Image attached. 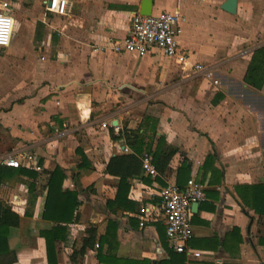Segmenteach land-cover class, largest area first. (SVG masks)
Returning a JSON list of instances; mask_svg holds the SVG:
<instances>
[{"label":"crops","instance_id":"crops-1","mask_svg":"<svg viewBox=\"0 0 264 264\" xmlns=\"http://www.w3.org/2000/svg\"><path fill=\"white\" fill-rule=\"evenodd\" d=\"M37 1L44 21L65 18L53 36L67 50L53 58L48 47L37 50L36 33L27 38L17 30L14 1L12 40L0 47V200L19 222L0 264H48L43 232L55 238L57 264L169 259L158 191L192 176L207 184L209 200L192 207L189 246L203 254L186 260L264 264V213L252 206L259 198L253 185L264 183V85L246 80L254 51L264 46V0H237L235 13L222 8L226 0H152L150 13L185 16L178 41L189 53L186 64L156 48L137 55L108 47L142 13L143 0H71L64 16H45ZM195 62L212 68L220 83ZM147 151L155 177L140 164ZM28 154L40 170L27 164ZM120 155L139 161L138 174L125 182L107 171ZM145 205L154 214L141 226Z\"/></svg>","mask_w":264,"mask_h":264},{"label":"built area","instance_id":"built-area-1","mask_svg":"<svg viewBox=\"0 0 264 264\" xmlns=\"http://www.w3.org/2000/svg\"><path fill=\"white\" fill-rule=\"evenodd\" d=\"M71 0H41L44 15L54 14L67 15ZM17 7L12 0H0V17L10 18L11 23L7 32H3L0 24V47L10 45L16 23L15 12ZM185 16L179 10H161L157 13L143 14L136 12L131 19L127 33L122 38L113 39L108 47L114 51H123L137 55H145L153 49H159L168 57H176L179 62L188 63L189 53L183 48L178 36L182 31ZM109 35L113 36L110 30ZM193 67L196 71L211 79L214 84L220 83L214 70L203 63L195 62ZM55 132L62 134L63 130L55 126ZM4 162L19 167L21 161L14 157L4 158ZM26 162L30 167L40 170V166L33 160L31 154L26 156ZM143 169L151 177H155L158 171L152 163V155L149 152L142 154ZM207 184L194 176L190 177L186 184L179 186L168 184L159 188L158 194L161 201L157 207V214L163 216L168 237V246L171 250L186 254L189 258H200L202 251L189 246V241L194 235L192 223V204L208 201ZM154 214L153 209L145 205L140 209V225H144V219Z\"/></svg>","mask_w":264,"mask_h":264},{"label":"trees","instance_id":"trees-1","mask_svg":"<svg viewBox=\"0 0 264 264\" xmlns=\"http://www.w3.org/2000/svg\"><path fill=\"white\" fill-rule=\"evenodd\" d=\"M246 80L250 84L259 88L264 85V46L259 47L254 51L251 64L248 68ZM174 152H175L174 150H170L168 152L167 160L170 159L171 157L170 155H172ZM140 164L142 166L141 162ZM138 166H139V161L135 156L120 155V156H114L110 159L107 165V171L111 174L120 176L121 182H125L127 176L138 174L136 173L137 172L136 169L138 168ZM59 173L62 172L60 169H57L56 173H54V175L51 177L49 194L52 189V179L57 174H58L57 175V179H58ZM253 187H257V193L259 195V198L254 199L256 201L252 203L253 204L252 206L256 209L257 212L264 213V183L253 185ZM117 199H120V195ZM75 207L76 206H71L69 208L70 209L69 215L65 217L66 220L70 221L72 219L74 212L73 210H75ZM18 222H19V215L15 213L9 206L5 205L2 209L1 220H0V252L2 251L0 254L10 252L9 248L7 247L8 234L10 231V227L12 225H17ZM58 229H60V227H58ZM43 235H46L48 264H57L55 249H54L55 238L50 239L47 235H51V234H49L48 232H43ZM84 249L85 248H83L82 251H84ZM135 263L136 264H192L186 260L185 254L175 252L171 249H170L169 259H164L157 262H151L150 260L145 259L140 262L135 261Z\"/></svg>","mask_w":264,"mask_h":264},{"label":"rangeland","instance_id":"rangeland-1","mask_svg":"<svg viewBox=\"0 0 264 264\" xmlns=\"http://www.w3.org/2000/svg\"><path fill=\"white\" fill-rule=\"evenodd\" d=\"M14 1L20 2V10L18 13L20 24L17 30H20L21 28L24 29L26 31L27 38L30 37V31L32 33L31 35H33L34 37L36 33L35 39L31 37V40L34 41L33 46H35L37 50H39V48L43 46V49L46 51V47H48V50L50 49V52H52L50 56L52 58L55 57L58 52L64 53L65 50H67L65 44L60 43V36L57 35L58 39L56 40L53 36L54 33L58 34V28L60 29L64 26L65 18L59 20L55 17H52L51 15L50 18L47 17L46 21H44L43 14L41 9L39 8L37 0ZM72 18L75 20V16H73ZM74 20H72L71 23H68V21L66 23H68L69 25L77 26V20ZM50 42L51 44H49ZM0 53H3V51L0 50Z\"/></svg>","mask_w":264,"mask_h":264},{"label":"water","instance_id":"water-1","mask_svg":"<svg viewBox=\"0 0 264 264\" xmlns=\"http://www.w3.org/2000/svg\"><path fill=\"white\" fill-rule=\"evenodd\" d=\"M151 4H152V0H143V6H142V13L143 14H149L150 10H151ZM236 7H237V0H226L223 4H222V8L231 12V13H235L236 11ZM199 205L198 202L193 203L192 207L197 208V206ZM2 208H3V203L0 200V220H1V214H2Z\"/></svg>","mask_w":264,"mask_h":264},{"label":"clouds","instance_id":"clouds-1","mask_svg":"<svg viewBox=\"0 0 264 264\" xmlns=\"http://www.w3.org/2000/svg\"><path fill=\"white\" fill-rule=\"evenodd\" d=\"M10 23H11V19L10 18L5 19L3 17H0V24L3 25V32H5V33L7 32L8 26H9Z\"/></svg>","mask_w":264,"mask_h":264}]
</instances>
